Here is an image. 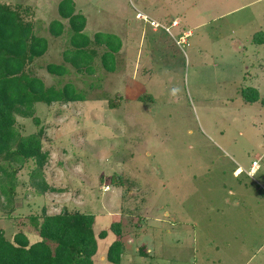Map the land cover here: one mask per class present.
Wrapping results in <instances>:
<instances>
[{
  "label": "rangeland",
  "instance_id": "374dc122",
  "mask_svg": "<svg viewBox=\"0 0 264 264\" xmlns=\"http://www.w3.org/2000/svg\"><path fill=\"white\" fill-rule=\"evenodd\" d=\"M59 1L0 0L47 41L28 69L45 87L68 82L82 95L14 115L0 157V236L31 244L41 239L32 218L77 211L93 216L92 264H111L114 241L118 264H264V106L241 96L247 87L264 96V45L251 40L264 31V0H72L86 34L120 39L112 72L104 50L66 58ZM150 19H178L188 44ZM53 20L64 28L57 37ZM47 64L66 73L52 76ZM22 139L38 142L40 162L22 156Z\"/></svg>",
  "mask_w": 264,
  "mask_h": 264
},
{
  "label": "trees",
  "instance_id": "16d2710c",
  "mask_svg": "<svg viewBox=\"0 0 264 264\" xmlns=\"http://www.w3.org/2000/svg\"><path fill=\"white\" fill-rule=\"evenodd\" d=\"M56 12L60 19L67 21L70 48L64 52L66 58L69 56L74 62L81 58L92 59L98 50H104L100 55V64L106 72L114 71L115 55L121 47L120 39L110 33L86 34L83 30L86 18L75 9L72 0H60ZM63 29L60 20H53L48 26L53 37L61 35ZM252 41L264 44V31L254 33ZM46 49V39L33 34L29 21H23L9 5L0 4V157L4 154V159L10 142L15 139V114L27 116L30 107L37 103L65 104L82 99L70 83L60 88L45 87L28 69ZM45 69L48 74L57 77L66 73L62 64H47ZM241 96L245 102L260 101L264 106V96L260 98L254 88L243 89ZM18 145L23 157L36 158L40 162L38 142L22 139ZM5 199L9 201L8 197ZM93 222L91 214L77 211L44 216L39 224L32 218L31 223L38 229L41 239L30 244L22 234H17L13 242H7L0 236V264H92L91 257L96 251ZM110 228L118 235L117 223H112ZM104 236L105 232L101 231L99 238ZM120 247V243L114 241L108 248L106 257L111 264L119 263Z\"/></svg>",
  "mask_w": 264,
  "mask_h": 264
},
{
  "label": "crops",
  "instance_id": "0c3cea01",
  "mask_svg": "<svg viewBox=\"0 0 264 264\" xmlns=\"http://www.w3.org/2000/svg\"><path fill=\"white\" fill-rule=\"evenodd\" d=\"M141 15V14H140ZM151 20V19H150ZM160 25V24H159ZM162 26V28L163 29H165V28H167V31H165L168 35H172L173 33H175L174 35H177V34H179L180 35V37L182 38V40L179 42V46L181 45V43L183 44V45H187L188 43H187V37H189L190 35H191V32L188 30H184V29H182L181 28V26H180V22L178 21V19H176V20H171L170 22H166L164 25L162 24L161 25ZM254 35V34H253ZM253 35H252V38H253ZM252 38H251V40H252ZM253 42V41H252ZM255 44V43H254ZM256 45H264V44H256ZM255 169H257V168H251V166H250V168H249V172H247L246 173V176L250 179V180H252L253 179V177L251 176L252 174H253V172H254V170ZM236 174V173H235ZM239 181V180H238ZM254 181L256 182V180L254 179ZM246 182H247V180H246ZM246 182H244V181H239V182H236L237 183V186H235V187H240V188H243L244 190H246V188L244 187V185L246 184ZM244 190H242V193L245 195V192H244ZM228 193H231L232 194V192H228ZM263 200H264V198H263ZM199 260H201V259H199ZM208 264H213V260H212V262H210L209 261V263Z\"/></svg>",
  "mask_w": 264,
  "mask_h": 264
},
{
  "label": "built area",
  "instance_id": "2783aa9c",
  "mask_svg": "<svg viewBox=\"0 0 264 264\" xmlns=\"http://www.w3.org/2000/svg\"><path fill=\"white\" fill-rule=\"evenodd\" d=\"M138 17H140V18H143L144 20L146 19V16H144V15H140V14H138ZM149 22V25L151 26V27H153L154 29H156L158 26H159V24L158 23H156L155 21H153V20H149L148 21ZM161 26V25H160ZM162 27V26H161ZM165 31H167V28H165L164 29ZM182 40V38L180 39V41ZM179 43V42H178ZM257 167V164H256V162H252L251 163V168H256Z\"/></svg>",
  "mask_w": 264,
  "mask_h": 264
}]
</instances>
